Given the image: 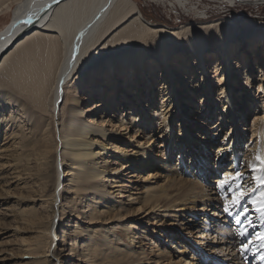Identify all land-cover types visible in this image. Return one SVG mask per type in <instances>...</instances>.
<instances>
[{
  "label": "bare ground",
  "instance_id": "obj_1",
  "mask_svg": "<svg viewBox=\"0 0 264 264\" xmlns=\"http://www.w3.org/2000/svg\"><path fill=\"white\" fill-rule=\"evenodd\" d=\"M93 1L20 0L11 20L0 29V135L3 136L0 138V141L3 140L2 143L0 142V197H2L0 200L8 196L9 188L15 181H21L25 186L15 196L21 205L12 208L5 203L2 206L3 210L0 211V222L1 219L12 216L17 224H21L15 227L16 233L21 232L19 229L22 225L34 229L30 239L22 238L26 242L24 246H27L24 253L30 256V259L23 264H60L58 259L61 253L54 246V238L58 237L55 218L59 216L58 220H62L66 210L68 215L75 214L77 220L83 218L82 216L89 218L90 221L94 220L89 222L94 223L93 226L87 225L83 229H80L81 226L76 220H73L74 225H71V228L75 227L74 230L69 232L65 229L66 227L61 228V236L70 238L75 234L76 239L82 236L85 229L87 231L90 229L79 248L81 254L78 251V256H82L87 264H124L122 262L126 261V255L130 253V250L121 248L114 239L118 240L121 235L124 238L128 237L127 247H133L135 243L133 240H135L134 237L137 238V235H131V230L128 229L121 234L113 233L114 230L105 232L108 228L105 223L117 215H122L123 212L120 206L118 208L108 201V194L102 192L94 181L105 172L99 170L98 161L94 160L96 149L98 153L112 152L114 156L122 159L121 167H136V164H140L139 168L148 169L153 176L161 172L160 177L163 176L164 181L158 187L160 193L156 195L158 200L154 197L149 200L151 202H146L145 210L151 208L156 214V209L164 210L169 205L175 207L181 202L186 205L193 203V206L190 205L191 208L187 206L184 208L192 213L191 217H194L198 211L204 210L206 213V205L211 202L212 197L205 191L207 188L203 190V185L200 186L195 175H192L195 181L179 178L181 174L176 166L170 165L171 168L167 170L168 165L158 162L156 155L152 152L146 155L147 152L137 150L131 156L121 153L122 150L119 147L117 150L116 147L112 149L113 144L110 141L114 138H107V141H95L94 136L104 138L108 133L102 125H96L97 122L90 119L84 111H88L91 107L96 110L97 107L104 106L106 110L116 113L121 123L127 121L144 131L150 128V132L159 128L162 134L168 132L167 134L171 135L174 133L176 115L181 119L179 123L181 131L185 128V123H182L184 115L178 112V108L174 106L170 108L173 102L178 101L176 77L186 79L192 94L198 96L200 93V97L205 95L204 104L209 102L212 106L215 105L214 108L219 107V112L215 111L219 118L227 114V118H232L235 122L238 119H236L233 101L243 111L248 107L247 104L254 103L249 100L248 93L255 95L257 91L264 92V86L260 84L264 81V75L262 76L264 70L259 65L258 67L253 65L250 58H246L250 54L259 55L264 61V22L262 20L251 19V22L246 24L248 26L250 23L251 29L245 27L244 32L241 33L237 32L238 28L234 21L221 18L210 22L202 21L201 24L193 23V26L188 27H159L151 25L144 19L134 0H97L92 14L84 18L83 15L90 9L88 3ZM176 1L185 3L183 0ZM226 1L233 3L239 0ZM250 1L264 2V0ZM74 15L80 18L76 27L71 25V20L75 19ZM29 17L32 20L31 24L21 23ZM179 36L184 38L183 45L181 49H176L178 47L170 41ZM236 36L241 38L235 39ZM146 40L147 42L149 40L148 44ZM256 42L259 43L257 47L254 46ZM101 44L103 45L99 48ZM97 48H99L98 51L90 58ZM232 48L234 51L231 50ZM74 53L75 59H73ZM213 53H216V56L213 55L215 63L212 70H209V58L213 57ZM190 58L196 61L195 68L191 67ZM255 62L257 63V59ZM221 64H223L222 67H220ZM238 65H245V71L240 75H238ZM257 68L261 73L259 76L251 73ZM220 71L224 72V77L221 79L223 83L218 86L224 100L222 104L217 102L216 95L212 93L213 85L210 81L211 74H218ZM244 74L248 84L244 83L245 76L242 79ZM161 76L164 78L159 81ZM113 80H115L114 83ZM234 80L239 84L238 89L241 93L239 102L233 96L238 93L231 85ZM140 83H143V86ZM138 84L140 89L143 87L146 90L147 99H152L157 94L161 101L154 103V107L149 105L150 101H147V108L144 110L136 107L140 106L141 102V98L136 94L139 89L136 88ZM71 86L72 91L68 90ZM109 86L113 89H107ZM155 86H157L156 89ZM78 90L86 96L87 103L93 101L91 106H86L85 110L80 105L81 96L76 94ZM104 93H108L109 97L107 98L105 94L102 98ZM125 94H130L129 97L133 96L137 100L134 107L128 106L130 99ZM64 95L65 102L61 106ZM118 95L119 98H117ZM256 97H254L255 100ZM115 100L117 103L120 100L118 106L114 103ZM253 108L254 111L260 110L257 107ZM124 109H129L127 112L130 114L129 118L126 117L127 114L124 115ZM158 110L165 116L163 128L159 121L158 126L155 127L157 121L153 116L158 113ZM24 115L29 123L27 130L24 128L27 124L24 125L25 120H22V117L25 119ZM241 116L244 118V112ZM255 118L260 119L261 116ZM253 129L255 131L262 129L257 136L264 140V121H257ZM181 134L182 140L187 141L192 157L196 156L189 136L184 132ZM6 139L7 141L4 142ZM200 145L205 147L204 143ZM253 146V155L247 161L251 160L249 163L251 166L262 164L264 141ZM257 156L260 160L256 159ZM201 159L203 160V157ZM64 160L70 161L65 164L66 170L62 168ZM195 162L198 164V161ZM184 167L187 168L186 163ZM199 168L202 170L201 167H194L195 170ZM254 174L256 177H264V169L257 168ZM61 175L69 177L67 184H62ZM130 175L135 174L132 172ZM110 181L116 180L111 178ZM255 184L257 191L264 188V184H261L259 179ZM66 185L70 194L74 196L66 195L68 193L64 188ZM239 192L240 190L237 191ZM134 198L133 195L129 196V200ZM191 198H194V202ZM205 198H209V202H202ZM262 199L264 198L260 194L255 198H249L253 206H259L261 209L255 210L258 212L256 215L261 214L260 220L264 216L262 215L264 208L260 203ZM215 200L218 203L222 201L219 198ZM158 202L161 204L158 205ZM78 203L83 204L86 210L79 208ZM199 204H203V207H194ZM101 206L104 208L101 209ZM247 218L246 221H249L250 217ZM69 219L66 221V226H70ZM186 228L189 229L187 233L190 236L195 235L192 227L186 226ZM263 228L264 226L257 224L255 229L263 231ZM93 231L99 233L97 238L92 234ZM220 231H218L220 238H217V241L221 242L218 243H225L226 238L232 239L228 242L232 246L230 251L233 249L236 251H232L231 254L228 252L227 255H231V258L226 257L222 260L216 256H208L211 257V263L227 264L225 260H233V264H245L242 260V252L237 249L238 247L234 248L236 240L228 237V234H223V229ZM261 231L258 235L262 233ZM176 232L170 233H176L175 237L173 235L170 237L171 239L177 240V237H180L179 232ZM156 236L162 237L159 233H156ZM212 238L215 239V236ZM64 240L66 241L65 238ZM179 241L182 243L180 239ZM205 244L210 247L212 253L217 254L222 251L225 256V249H229V247L216 249ZM69 249L73 252L75 248L71 246ZM108 251L117 255L109 259ZM73 253L76 254L75 251ZM163 255V253L158 254V256ZM176 264H182V262L177 261Z\"/></svg>",
  "mask_w": 264,
  "mask_h": 264
},
{
  "label": "rangeland",
  "instance_id": "obj_2",
  "mask_svg": "<svg viewBox=\"0 0 264 264\" xmlns=\"http://www.w3.org/2000/svg\"><path fill=\"white\" fill-rule=\"evenodd\" d=\"M18 1L20 2V0H0V29L11 20L15 8L19 4ZM134 1L137 3V6L139 7L144 19L149 21L151 25L153 24L154 26L159 27H188L193 26L196 23L201 24L200 22L202 21L210 22L212 20L221 18L222 20L226 19L234 21L236 23V27L238 28L237 32L241 33L244 32L245 27L247 29H251L250 23H248V26H246L247 22H251V19H259L264 22V2L239 0L230 3L226 0H183L185 1V3L181 4L176 0ZM97 2V0H94L93 2L88 3L90 9L83 15L84 18L92 14L93 7L97 4ZM74 18V20H71V25L73 27H76L78 25L76 23L80 20V18L78 15H74ZM237 37L238 39L241 38L240 36H236L235 39H237ZM183 39L180 36L174 37V39H172L170 42L174 44L175 47H178L176 49H181V46L183 45ZM146 43L148 44L149 40L148 42L146 40ZM102 45L103 44H101L99 48H101ZM258 45L259 43L257 42L254 44V46L256 47ZM99 48H97L94 53L90 55V58L95 55ZM231 50L234 51L233 48ZM147 52L148 54H150L149 51ZM213 55L216 56V53H213L212 56ZM214 56L212 58H209V70H212L213 64L215 63ZM246 58H250L252 63H254L253 65H256V67H258L259 65L261 69L264 70V61L263 58L259 55L253 56L250 54L246 56ZM192 59L190 58V62L192 65L191 67L195 68L197 63L193 59V61L195 62L194 63ZM255 59H257V63L255 62ZM244 62H246V60H244ZM222 65L223 64H221L220 67H222ZM244 68L245 65L239 66L238 75L242 74L245 71ZM177 72L178 70L176 71V75ZM251 73L255 76H259L261 74L258 68L254 69V71H252ZM161 74L163 76H166L163 73ZM263 75L264 74H262V76ZM163 76H161L159 81L163 80ZM211 76L212 78L210 79V81L213 85L212 93L216 95L217 102L219 104H222L224 100L222 99L221 90L218 89V86H221V84L223 83L221 79L224 77V72L220 71L218 72V74L212 73ZM244 76L245 74L242 75V79ZM175 79H177L175 80V84L177 92L179 93L178 101L173 102L170 108L174 106V108H178V112L184 115V117H182V123H185V128L183 129V131H181V128L179 127L181 119L177 115L174 122V133L170 135L167 134L168 132L162 134L159 128L156 131L150 132V128L144 131L140 128H137L135 125L128 123L127 121H125V123H121L117 115H115L116 113L111 112V110H106L104 106H99L96 110H94L95 108L92 109L91 107V109H88V111H84V113L88 114L87 116H89L90 119L94 120V122L96 121V125H102V127L105 128L108 133V135L104 138H98L94 136L95 141H107V138H114L113 141H110V143L113 144L112 149L113 147H116L117 150L119 147L122 150L121 153H127L131 156H133L137 150L147 152L146 155H149V152H152L153 155H156L158 162L168 165L166 168L167 170L171 168L170 165H174V167L176 166V169H178V172H180L181 174L179 178H183L188 181L189 179H192V175H195L196 180L200 183V186L203 185V190L207 188V190H205L207 195L209 194L208 196L212 197V199H210L211 202H209V198H205L202 201H207L210 203L209 205H206V213L204 212V210L198 211L196 212L197 214H195L194 217H191L193 216L192 213L185 210L184 207L187 206L188 208H191L190 205H192L193 203L186 205V203L184 202L177 204L175 207L169 205L164 210L158 209V211L156 209V214L154 213L155 211L151 210V208H147L145 210V203L151 202L149 201L150 199L152 200L154 197H158L156 195H160V193L158 192V187L164 181L163 176L160 177L161 172H159L156 176H153L151 172H148V169L144 167L139 168L140 164H136V167H121V162L123 161L122 159L120 160V158L114 156L112 152L98 153L96 149L94 160L98 161V166H100L99 170H104L105 172L102 174L104 176L100 175V177L95 178L94 181L97 182L96 184L99 185V187L102 189V192L108 194V201L112 202V204H114L118 208L120 206L123 212L121 213L122 215H117L114 217V219L108 220L105 223V225L108 226L105 232H107V230H114L113 233L121 234L125 233L124 231L128 229L131 230V235H137V238L134 237L135 240H133L135 243L132 242V246L134 248L130 246L127 247V243L129 242L127 240L128 237L124 238L123 235H121L122 238L120 237L118 240L114 239V241L117 242L116 244H118L121 248L130 250V253L126 255V261L122 262L124 264H176L177 261L182 262V264H212L210 260L211 257L209 258L208 256H216L219 258V260L225 259L226 257L231 258V255H227V253L229 252L231 254V252L235 250L233 249L232 251H230L232 249V246L228 242L232 241V239L226 238V244L218 243L221 242L219 240L217 241V238H220V235L218 234V231H220V229L224 230L223 234H228V237H233V240H236L237 243L234 244V248L238 247L237 249L242 252V258L243 251L245 252L244 257H248L251 254L255 257H258L257 255H260L261 252H264V248L261 247L262 243L258 245L261 241L259 240V237L261 236V234H264V228L263 231L252 228L254 225L246 228L247 234H252L253 230H257V233H259V231L262 232L259 235L255 232V238L258 240H255L253 235L251 236L256 249H251L248 253H246V251L242 249V246L240 245L241 241H239V236H237L236 229H238L237 227L239 226L236 227L237 224L235 223L234 216L236 215V213L244 209L247 211V217H250V222L247 221L248 223L252 224L255 222V226L257 224L264 226V216H262V219L260 220L261 214L256 215L258 212H255V210L258 209L259 206H253L252 201L249 200V198H255L259 194L264 192V188H261L258 191L256 190L257 185L255 183L257 179L253 171L254 168L264 169V159L262 161V164L254 166L249 165L251 160L247 161V159L250 158L251 155H253V145H259L264 141L262 138L260 139L259 136H257V133H259V131H262V129H258L257 131L253 129L256 127L257 121H264V92L257 91L255 95L248 93L249 100L254 103L253 105L246 103L248 107L243 111L240 110V107L237 106L233 101V108L234 110H236V119H238L235 122L232 120V118H227V114H223L224 116H222V118H219L217 116L218 113H215V111L219 112V107L214 108L215 105L212 106L209 102L204 104L203 99H205V95H202V97H200V93L198 94V96L192 94V90H190L189 84L185 78L183 79L182 77L181 79H179L176 77ZM246 80L247 78L245 76L244 83L248 84L249 82ZM114 82L115 80H113V83ZM140 84L143 86V83ZM260 84L264 86V81H261ZM231 85L232 88H236L235 90L238 92L237 94H233V96L236 101L239 102V97L241 96L240 90L238 89L239 84L234 80ZM109 88L110 86L107 87V89ZM136 88H139V84ZM141 88L142 89L139 88L136 93L138 94L139 98H141L140 106L137 105L136 107L142 108V110H144L145 108H147V101H150L149 105H152L153 107L154 103H158L159 101H161L157 94L156 97L147 99L146 90L143 87ZM156 88L157 86H155V89ZM111 89L113 88H110L109 90ZM68 90L72 91V86ZM76 94L81 96L80 105L84 110L87 105L91 106L93 101H88L87 103L88 99L85 98L86 96L82 95L81 90H78ZM105 94L106 93L103 94L102 98L105 97ZM106 95V97L108 98L109 94L107 93ZM129 96L130 94L127 95V97ZM255 96H257L256 100L254 98ZM117 98H119V95ZM155 98H157L156 101ZM129 99L130 102L128 103V106L134 107V105L137 104V100L134 99L133 96L132 98L129 97ZM208 100L209 99H207V101ZM64 102L65 95L61 106ZM114 103H116V106H118L120 104V100H118V103L115 100ZM141 103L142 105H144V107H141ZM252 106L257 107L260 110L256 109L254 111V108ZM128 110L129 109H124V115L127 114L126 117L129 118L130 114L127 113ZM223 111L224 110H222V112ZM242 112H244V118L241 116ZM101 114H103L102 117H100ZM207 115H209L210 117H208ZM258 116H261V118L256 119L255 117ZM153 118L157 121V123H155V127L158 126L159 121L161 128H163V118H165L164 113L162 114L158 110V113H156ZM22 120H25L23 124H27L24 126V128L27 130V126L29 123H27L26 116L25 119L24 117H22ZM102 120L104 121L102 122ZM183 132L189 136L190 141L193 143L196 156L193 155L192 157V153L188 148L187 141L182 140L181 133ZM0 138H3V136L0 135ZM6 141L7 139L4 142ZM0 142L2 143L3 140H1ZM201 143H204L205 147H201ZM116 150L114 149V152ZM262 151L264 155V146L262 148ZM178 157H180L179 160ZM202 157L203 160L201 159ZM195 161H198V164H196ZM69 162L70 161L64 160L62 164V168H64V170H66L65 164H68ZM185 163L187 168L184 167ZM195 166L201 167L202 170L200 168L199 170H195ZM132 172L135 174L134 176L130 175V173ZM237 172L241 173L242 175L235 181H230L231 188L236 192L238 190H240V192L246 191L247 195H245V198L241 201L239 207L231 209L232 216H229L222 211V205L225 202H229L231 200L232 191H228V185H225V188L223 190L216 185H218L221 180L227 179L229 175H234ZM60 177L61 181H63L62 184L65 185L68 183L69 177H65L62 175ZM111 178L116 181H110ZM192 180L195 181V179ZM237 185H239L240 187L237 188ZM23 187L25 186L21 181H15L14 183H12L9 188L8 196L0 200V211L3 210L2 208L4 207L2 206H4L5 203L12 206V208H16L21 205V202H19L15 196L16 193H20L23 190ZM64 188H66L65 191H68L66 195L74 196V194H70L71 192L70 190H68L67 185ZM89 191L92 192L93 190ZM132 195L135 198L129 200V196L131 197ZM216 198L222 200L221 203L219 201L220 204L217 202V200H215ZM83 199H85V197H83ZM156 200H158V198ZM193 200L194 198H191L192 202H194ZM37 204H39V202ZM78 204L77 206L79 208L86 210L83 204ZM160 204L161 203L158 202V205ZM194 207L202 208L203 204L195 205ZM103 208L104 207L101 206V209ZM125 212H127V214ZM58 217L55 218V221L57 222L56 231L58 230V237L54 238V246H56L58 248V251L61 253L58 259L60 261L59 263L87 264V262L83 260L82 256H78V251L81 254V250H79V248L81 247V243L83 242V240H85L90 229H88V231L87 229H85L81 234L82 236L76 239L75 234L70 238L61 236V228L66 227L65 229H68L69 232L71 230H74L75 227L71 228V225H74L72 221L76 220L81 226L80 229H83L87 225H90L89 227L93 226L94 223L89 222H94V220L90 221L89 218H85L84 216H82L83 218L77 220L75 214L68 215L67 210L63 215L62 220L59 221ZM117 217L119 218L117 219ZM12 218V216L6 217L4 219H1L2 223L0 222V226L2 225V229L0 227V264H23L30 259V256L24 253V249L27 248V246H24L26 242L22 238H26V240L30 239L33 236L34 229L30 226L22 225V228L19 229L21 232L16 233V231L14 230L15 227L21 226V224H17ZM68 219L70 220V226H66V221ZM254 220L260 221L256 222ZM206 222H208V224H205ZM134 226L138 229H136ZM186 226L192 227V231H195L194 236H190V234L187 233L189 229L186 228ZM140 230L141 233H139ZM176 231L179 232L180 237H177V240H175V238L171 239L170 237L172 235L175 237L177 233ZM171 232L176 233L170 234ZM156 233H159L160 235H162V237L158 238L156 236ZM92 234L97 238L99 233L93 231ZM197 235H200L201 237ZM214 236L215 239L212 238ZM60 238L62 239V241ZM64 238L66 239V241L64 240ZM179 239L182 243H179ZM213 240L215 243L213 242ZM205 243L213 246L216 249L220 247H229V249H225L226 256L224 253H222V251H219L220 253L218 252L216 254L215 252L212 253L210 247L206 246ZM71 246L72 248H75L74 251L76 254L73 253L74 251H70L69 248H71ZM159 253H163L164 255L158 256ZM107 254L109 259L117 255L114 253H110L109 251L107 252ZM225 263L233 264L234 262L233 260H225ZM213 264H220V262H213Z\"/></svg>",
  "mask_w": 264,
  "mask_h": 264
},
{
  "label": "snow or ice",
  "instance_id": "obj_3",
  "mask_svg": "<svg viewBox=\"0 0 264 264\" xmlns=\"http://www.w3.org/2000/svg\"><path fill=\"white\" fill-rule=\"evenodd\" d=\"M21 23L24 24H31L32 20L31 17H29L28 19H25L23 21H21ZM73 59H75V53L73 54ZM257 160H260V157L257 156L256 157ZM257 169H253V171H256ZM242 174L241 173H235L234 175H229V177L227 179L221 180L220 183L218 185H216L217 187H219L220 189H224L225 185H228L229 187V191H232V198L229 202H225L222 205V211L226 214H228L229 216H232V208L235 207H239L241 204V201L244 200L245 195H247V192H239L237 193L235 190H233L231 188V184L230 181H235L236 179H238ZM256 179H259L261 184H264V177H256ZM240 186L237 185V188H239ZM261 197L264 198V192H262ZM261 203V207L264 208V199H262L260 201ZM261 209L258 208L257 211H260ZM262 215H264V212H262ZM241 217H244L245 219H247V211L242 209L240 212L236 213L235 215V223L237 225H239L240 227L237 230V235L240 237H245L247 235V231H246V226L244 225L243 220L241 219ZM259 239L262 241L261 247L264 248V234H261V236L259 237ZM249 243H251V241H249ZM249 247V244H245L242 243V249L246 250ZM258 259H260L262 262H264V252H261L260 255L257 257Z\"/></svg>",
  "mask_w": 264,
  "mask_h": 264
}]
</instances>
